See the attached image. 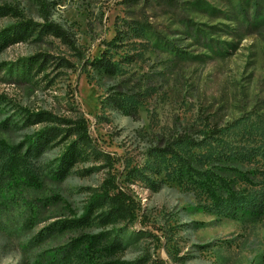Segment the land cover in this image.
<instances>
[{"label": "rangeland", "instance_id": "374dc122", "mask_svg": "<svg viewBox=\"0 0 264 264\" xmlns=\"http://www.w3.org/2000/svg\"><path fill=\"white\" fill-rule=\"evenodd\" d=\"M43 1L46 20L37 0H0V7L15 11L0 16V30L24 20L59 25L85 60L99 57L119 33L111 54L122 69L117 78L83 69L68 46L39 27L0 50V141L17 145L43 127L60 135L28 159L38 186L20 180L0 196V264H37L80 234H96L97 224L66 230L56 224L79 216L106 179L138 206L129 228L142 236L123 260L264 264V220L242 225L202 213L200 193L173 181L164 161L151 156L162 137L183 129L194 134L231 123L234 141L257 136L264 126V0H251L250 7L239 0ZM39 56H45L42 68L25 81L7 74L8 66ZM116 85L135 107L133 116L101 108ZM39 112L54 121L33 122L28 114ZM79 118L88 146L56 181L51 162L74 140L63 121Z\"/></svg>", "mask_w": 264, "mask_h": 264}, {"label": "trees", "instance_id": "16d2710c", "mask_svg": "<svg viewBox=\"0 0 264 264\" xmlns=\"http://www.w3.org/2000/svg\"><path fill=\"white\" fill-rule=\"evenodd\" d=\"M239 1L250 7L251 0ZM37 4L46 20V2L37 0ZM243 10L246 19L247 9ZM8 12L15 14L8 7H0V16H6ZM254 13L256 15L257 10ZM37 27L32 21L24 20L0 30V50L8 44L23 42L37 31ZM39 30L50 33L68 46L83 69L88 68L108 78L121 75L122 61L114 60L111 54L113 49L119 47V33L104 43L105 49L99 57L85 60L68 33L59 25L46 23ZM209 47L212 51H219L214 46ZM41 57L45 61V56L28 58L17 65L8 66L6 72L17 80L25 81L33 71L42 68ZM123 89L121 85L110 88L101 108L111 107L124 116H133L135 107H132L130 98L122 94ZM28 115L37 123L55 119L46 112ZM63 122L69 126L74 140L65 145L61 155L51 162L49 176L59 182L70 173L89 141L83 118ZM229 126L231 129L235 127L231 123H227L226 127L215 123L196 130L194 134H191V130L183 129L167 135L160 139L151 156L164 161L168 171L166 174L173 176V181L200 193L197 209L202 213L237 221L242 225L259 223L264 220V126L257 128L254 139L244 143L229 137ZM56 131L52 127H43L10 147L0 141V196L5 188L20 180L23 185L38 186L28 167V159L40 157L52 140L60 137ZM137 208L130 194L120 190L115 180L106 179L98 190L91 192L79 216L73 215L56 224L60 230L79 229L93 224L101 229L96 234H80L52 254L45 255L37 264H166L149 257L130 261L120 257L142 236L141 231L129 228L137 219Z\"/></svg>", "mask_w": 264, "mask_h": 264}]
</instances>
